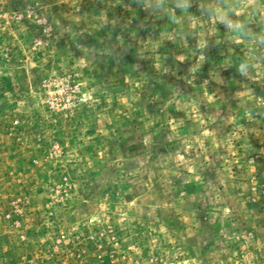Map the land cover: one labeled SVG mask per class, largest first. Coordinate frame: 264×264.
Segmentation results:
<instances>
[{
    "label": "rangeland",
    "instance_id": "obj_1",
    "mask_svg": "<svg viewBox=\"0 0 264 264\" xmlns=\"http://www.w3.org/2000/svg\"><path fill=\"white\" fill-rule=\"evenodd\" d=\"M208 3L0 0V264H264L259 18Z\"/></svg>",
    "mask_w": 264,
    "mask_h": 264
},
{
    "label": "clouds",
    "instance_id": "obj_2",
    "mask_svg": "<svg viewBox=\"0 0 264 264\" xmlns=\"http://www.w3.org/2000/svg\"><path fill=\"white\" fill-rule=\"evenodd\" d=\"M188 7V0H184L182 11L187 12ZM197 7L198 11H203L215 21L224 23L229 32L237 39H243L244 35L248 34L249 15L259 18L258 26L261 28V31L257 35L259 40L264 42V0H209L208 5L204 9L201 10L199 6ZM241 16L244 19L240 22H233L230 19V17ZM261 48H264V43L261 44ZM257 53V49H250L251 55H256ZM246 66V63L238 64V68L242 74H245ZM252 66L254 67L255 65Z\"/></svg>",
    "mask_w": 264,
    "mask_h": 264
}]
</instances>
